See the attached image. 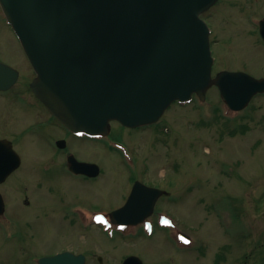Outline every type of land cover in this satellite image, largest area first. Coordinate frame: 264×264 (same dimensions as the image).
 <instances>
[{
	"label": "rangeland",
	"instance_id": "rangeland-1",
	"mask_svg": "<svg viewBox=\"0 0 264 264\" xmlns=\"http://www.w3.org/2000/svg\"><path fill=\"white\" fill-rule=\"evenodd\" d=\"M249 1L220 0L214 7L212 23L222 42L214 47L215 74L228 66L264 76V50L249 45L251 30L244 32L248 25L242 8L230 6L242 3L247 13L264 17V0ZM0 60L22 74L18 86L0 95V138L14 141L22 159L21 168L0 186L6 204L0 219V264H37L34 258L63 250L85 255L86 264H122L130 255L144 264H264V96L253 99L246 111L232 113L221 103L218 90L210 89L205 102L172 105L166 111L168 134L145 130L129 135L113 124L115 135L140 164L152 166L143 168L145 173L151 170V180L180 194L178 206L169 203L171 215L166 217L171 225L165 231L156 229L151 237H111L116 229L105 228L95 213L85 217L84 228L65 219L63 209L83 203L90 209L119 210L128 180L137 176L125 180L128 173L121 170L120 157L87 140H74L75 151L95 162L101 176L80 181L63 172L51 145L62 135L49 129L31 132L37 112L20 103L32 100L22 91L34 74L1 7ZM165 176L169 180L161 181ZM179 233L192 243H181Z\"/></svg>",
	"mask_w": 264,
	"mask_h": 264
},
{
	"label": "water",
	"instance_id": "water-1",
	"mask_svg": "<svg viewBox=\"0 0 264 264\" xmlns=\"http://www.w3.org/2000/svg\"><path fill=\"white\" fill-rule=\"evenodd\" d=\"M0 1L38 75L33 92L72 130L98 135L108 132L112 120L131 128L153 123L175 100L187 101L193 93L204 98L214 84L236 111L264 92V79L244 73L211 78L208 31L200 15L217 0ZM1 71L0 88L13 84L16 73L0 64ZM19 165L11 143L0 141V184ZM83 166L96 174V166ZM158 196L137 186L113 221L141 222ZM85 263L84 256L68 252L40 260ZM123 264L143 263L130 257Z\"/></svg>",
	"mask_w": 264,
	"mask_h": 264
},
{
	"label": "flooded vegetation",
	"instance_id": "flooded-vegetation-1",
	"mask_svg": "<svg viewBox=\"0 0 264 264\" xmlns=\"http://www.w3.org/2000/svg\"><path fill=\"white\" fill-rule=\"evenodd\" d=\"M251 0L248 2L250 3ZM246 3V4H248ZM231 7H236V8H242V14L244 15V22L248 25V27L244 30V32H249L251 30V34L250 37H248L246 34V36L248 37L249 40V45L252 42L254 45L256 46H260L263 48L264 50V42L262 40L261 37V32H260V23L261 21L264 19V17H259L257 16L258 12H248L246 8H244V6H242V3L240 4H234L231 3L230 4ZM244 8V9H243ZM255 8H253L252 10H254ZM215 17V12H212L211 16H206L205 15V19L209 24V27L211 29V40H212V50H213V55L215 58V65L214 67H217V61L218 58H216L215 56V52H214V47H216L219 43H222L218 40V35L214 30V23H212L213 19ZM236 35H240L238 33H236ZM241 66H243V64L241 63ZM244 67V66H243ZM246 70H249L248 68L246 69H232L228 66H225L224 70L221 71H235V72H239V71H243V72H247ZM220 72V71H218ZM217 72V73H218ZM264 77V76H261ZM32 100L28 101L27 103H24L25 101H21V103H24V105H26L28 108L31 109H35L36 116H37V124L35 123V125L32 128L33 133H41L43 131H45L46 129H49L51 132H56L60 135H62L61 137H59L58 139H52L51 140V145L55 151V154L53 155L55 160L60 161V162H56L55 160H53V162H56L59 164V166L62 168L63 172L72 179L75 180H80V181H85V180H94V179H90L88 177H86L83 174H75L73 172L70 171V166H69V161L71 157H75L78 161L80 162H85V158L81 157L80 154H78L77 151H75V144L73 143L74 140H78V141H85V136H76L75 134L71 133L70 131H68L67 129H65L46 109L45 107L42 105V103L33 95ZM122 131H125L126 129L121 127ZM128 130H126L127 132ZM129 135H136V132H130L128 131ZM111 134V133H110ZM113 137L115 140L117 141H121V142H125L122 137H117L115 135V133H113ZM2 140H5L6 138H0ZM14 143V141H13ZM126 143V142H125ZM128 145V144H127ZM79 147V146H77ZM82 149V148H81ZM133 151V150H132ZM136 154V153H135ZM63 157V158H61ZM120 161V162H119ZM118 163L121 165V170H124L128 173L127 177L125 178V180L129 179V175L131 176H137V178H133L131 180V183L128 180V185H127V190L124 194V196L121 198L119 204L123 201V203L121 204V207H124L131 195V193L134 190V187L137 183H140L148 188H159L161 190L164 191V193L156 200L155 202V211L153 213V215L156 214H160L163 212H166L170 209L169 207V203L170 200L173 202L172 204L177 205L178 203V199L177 197H171L172 195H179L180 193L177 191H172L170 192V188L167 189V186L164 185H160V184H156L155 182H153V180H151L152 176H150V171L147 173H145L144 169L145 166L146 168H152L151 165H144V164H140V161L138 159H133V160H119ZM91 162V161H90ZM141 168V169H140ZM140 169V170H139ZM138 174V175H137ZM142 176H145L147 178V180H144ZM152 175V174H151ZM100 176H101V171H100ZM100 176H98L97 178H99ZM95 178V179H97ZM169 176H165L161 181H165L167 182L169 179ZM164 182V183H165ZM144 189V187H142ZM165 188V189H164ZM145 190V189H144ZM55 192L54 188L51 186V195ZM26 205H29L28 200H26ZM85 204H81V203H77V204H73L68 206L67 208L63 209L62 212V216H67L70 217V219L72 220L73 223L76 224H83L84 223V219L83 216H85ZM173 206V205H171ZM178 206V205H177ZM89 207V206H88ZM95 207V206H93ZM98 208V207H97ZM164 208H166L167 210H165ZM102 210H107L108 213L114 211L111 209H108L106 207H104Z\"/></svg>",
	"mask_w": 264,
	"mask_h": 264
},
{
	"label": "trees",
	"instance_id": "trees-1",
	"mask_svg": "<svg viewBox=\"0 0 264 264\" xmlns=\"http://www.w3.org/2000/svg\"><path fill=\"white\" fill-rule=\"evenodd\" d=\"M218 258H221V254H220V255H218Z\"/></svg>",
	"mask_w": 264,
	"mask_h": 264
},
{
	"label": "snow or ice",
	"instance_id": "snow-or-ice-1",
	"mask_svg": "<svg viewBox=\"0 0 264 264\" xmlns=\"http://www.w3.org/2000/svg\"><path fill=\"white\" fill-rule=\"evenodd\" d=\"M185 243H187V241H185Z\"/></svg>",
	"mask_w": 264,
	"mask_h": 264
}]
</instances>
